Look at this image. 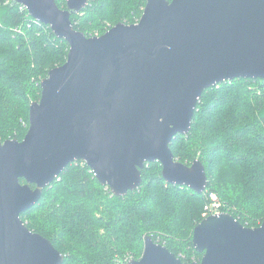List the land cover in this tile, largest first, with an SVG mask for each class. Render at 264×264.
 Segmentation results:
<instances>
[{
    "label": "water",
    "instance_id": "1",
    "mask_svg": "<svg viewBox=\"0 0 264 264\" xmlns=\"http://www.w3.org/2000/svg\"><path fill=\"white\" fill-rule=\"evenodd\" d=\"M12 1L70 50L42 80L25 138L0 141V264L64 263L21 216L77 161L118 197L138 191L155 162L167 183L206 191L204 164L180 162L170 144L190 134L208 89L264 80V0H147L138 23L94 37L72 21L90 0H66V8L57 0ZM192 240L203 256L190 264H264V221L250 228L231 213L211 215ZM127 264L189 263L147 236L142 257Z\"/></svg>",
    "mask_w": 264,
    "mask_h": 264
},
{
    "label": "trees",
    "instance_id": "2",
    "mask_svg": "<svg viewBox=\"0 0 264 264\" xmlns=\"http://www.w3.org/2000/svg\"><path fill=\"white\" fill-rule=\"evenodd\" d=\"M57 3L66 8V0ZM146 5L147 0H90L72 21L86 36H102L119 23H138ZM69 50L68 42L24 6L0 0V141L25 138L41 82L66 63ZM170 147L180 162L204 164L209 185L203 194L167 183L155 162L144 169L138 191L114 196L86 163L77 161L21 218L65 256L63 264H127L128 255L142 257L147 236L184 263L200 261L203 254L195 251L192 238L211 193L244 226L262 224L264 80L236 79L208 89L190 134L177 135Z\"/></svg>",
    "mask_w": 264,
    "mask_h": 264
},
{
    "label": "built area",
    "instance_id": "3",
    "mask_svg": "<svg viewBox=\"0 0 264 264\" xmlns=\"http://www.w3.org/2000/svg\"><path fill=\"white\" fill-rule=\"evenodd\" d=\"M209 199H210V202L205 206V211L203 213L204 219L211 216V215H219L221 213H227V212L223 211L224 206L221 203V201L219 200L217 195L210 194ZM129 261L130 260H128V262Z\"/></svg>",
    "mask_w": 264,
    "mask_h": 264
},
{
    "label": "rangeland",
    "instance_id": "4",
    "mask_svg": "<svg viewBox=\"0 0 264 264\" xmlns=\"http://www.w3.org/2000/svg\"><path fill=\"white\" fill-rule=\"evenodd\" d=\"M93 37H94V36H93ZM211 194H215V193H211ZM221 203H222V204H223V206H224V203H223V201H221ZM127 258H130V260H132V259H131V255H128V256H127Z\"/></svg>",
    "mask_w": 264,
    "mask_h": 264
}]
</instances>
